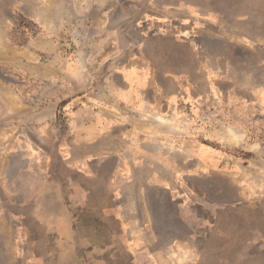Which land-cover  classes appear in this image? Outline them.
<instances>
[{"label": "rangeland", "instance_id": "rangeland-1", "mask_svg": "<svg viewBox=\"0 0 264 264\" xmlns=\"http://www.w3.org/2000/svg\"><path fill=\"white\" fill-rule=\"evenodd\" d=\"M114 167L150 250L264 264V0H0V264L90 240Z\"/></svg>", "mask_w": 264, "mask_h": 264}, {"label": "crops", "instance_id": "crops-1", "mask_svg": "<svg viewBox=\"0 0 264 264\" xmlns=\"http://www.w3.org/2000/svg\"><path fill=\"white\" fill-rule=\"evenodd\" d=\"M39 6H36L35 9H33L34 16L39 18L42 16V13L39 12L40 8H37ZM48 9V8H47ZM46 9V10H47ZM35 39L31 41V45L33 46V53L41 52L40 49L35 47ZM11 47V45H10ZM21 47V46H18ZM19 49V48H17ZM20 49H26L24 52L31 53L30 49H27L23 46V48ZM148 61V60H147ZM149 73V70L146 69L145 76L147 77ZM135 75V81L137 83L142 81V72L136 71L134 73ZM142 92V91H141ZM122 94V93H120ZM113 98L115 99H121L122 95H117L116 93H112ZM142 96V93H141ZM131 99L137 98V95L133 94L130 96ZM124 107H116V109H111V111L105 110V113L107 114H117L120 115L124 113ZM134 110H136L134 108ZM140 109L136 110L138 113H146L148 110L139 111ZM146 111V112H145ZM110 112V113H109ZM110 118V117H108ZM104 123V122H103ZM143 123V122H142ZM106 126L113 125L116 126L118 123H104ZM102 123L100 124V126ZM132 129L142 132L141 129L138 127V125H134ZM148 140V138H146ZM116 154L113 153L110 155V159L117 157H113ZM127 158L128 154L121 155ZM120 156V157H121ZM87 157H83L82 163L85 162ZM128 159H124L126 161ZM89 161V160H88ZM87 161V162H88ZM79 162V161H78ZM77 168L79 166L77 165ZM74 169V165H73ZM77 172L78 174H81L85 178H90V175H86L84 169H76L73 170ZM123 168H119L118 170L116 167L111 170V173L109 174V180H111V189H109L107 197H109L110 206L107 204L105 206H90L89 204L84 205L82 208L85 211H97L101 215L103 214L104 220L100 221L98 220V226L101 229L100 231H94V234H90L89 238H85L84 236L81 237L78 235L76 231L77 222L79 220L78 217H67L65 218V223L68 226L71 227L72 234H62L59 232V242L64 243L66 246V249L60 248V257H59V263L58 264H65V257L66 258V264H72L73 257L71 256V253L73 251H80L82 253L81 255V264H168L167 262L173 263V264H179L177 261H175V258L179 256V252L177 249L171 250H160V249H153L150 250L147 247V244H145V237L144 235L138 231L135 228V220H133L132 213L128 211H124L123 207L119 205V202L116 200V190H120L121 186V177L124 175ZM127 175V174H126ZM127 177V176H125ZM122 187V186H121ZM80 189H76L75 187H72L71 191H68L69 194L72 196L81 194L82 198H84V194H88L90 192V189L87 187H84L83 185H79ZM113 188V189H112ZM119 188V189H118ZM73 198V197H72ZM106 198V197H105ZM107 203V198H106ZM86 204V203H84ZM119 205V206H118ZM68 208V207H67ZM79 209L82 210V208L77 205V207L72 206V209ZM126 210V209H125ZM109 212V214H107ZM66 216V214H65ZM69 218V219H68ZM55 225L58 226L59 224L55 222ZM64 225V224H63ZM114 226L118 227V232L114 229ZM59 229L61 226H58ZM58 227H56L58 229ZM111 227L113 230H111ZM96 232V233H95ZM95 240L96 242L92 241ZM94 242V243H92ZM139 242H142L141 244ZM148 248V249H147ZM64 258V259H63ZM179 258V257H178ZM177 259V258H176ZM178 260V259H177Z\"/></svg>", "mask_w": 264, "mask_h": 264}, {"label": "bare ground", "instance_id": "bare-ground-1", "mask_svg": "<svg viewBox=\"0 0 264 264\" xmlns=\"http://www.w3.org/2000/svg\"><path fill=\"white\" fill-rule=\"evenodd\" d=\"M157 120H158V121H162V122L164 121V120H162L161 118H158ZM159 124H160V123H159Z\"/></svg>", "mask_w": 264, "mask_h": 264}]
</instances>
